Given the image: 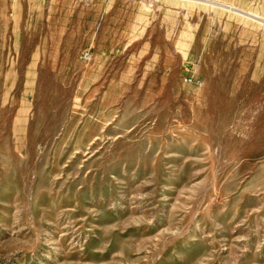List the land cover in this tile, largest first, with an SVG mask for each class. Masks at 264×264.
<instances>
[{"label": "rangeland", "instance_id": "1", "mask_svg": "<svg viewBox=\"0 0 264 264\" xmlns=\"http://www.w3.org/2000/svg\"><path fill=\"white\" fill-rule=\"evenodd\" d=\"M0 264H264V0H0Z\"/></svg>", "mask_w": 264, "mask_h": 264}]
</instances>
